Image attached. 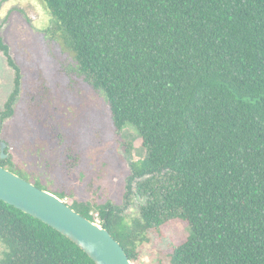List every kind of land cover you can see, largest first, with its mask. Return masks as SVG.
I'll return each mask as SVG.
<instances>
[{
	"label": "trees",
	"instance_id": "16d2710c",
	"mask_svg": "<svg viewBox=\"0 0 264 264\" xmlns=\"http://www.w3.org/2000/svg\"><path fill=\"white\" fill-rule=\"evenodd\" d=\"M42 1L115 129L132 125L145 149L129 161L123 204L98 207L130 261L148 233L163 237L186 221L167 262L154 264H264V0ZM0 49L15 72L1 127L21 72L1 38ZM10 162L0 158L12 170ZM133 194L145 202L127 225L121 213ZM67 204L93 220L86 204ZM0 239L1 264H95L2 200Z\"/></svg>",
	"mask_w": 264,
	"mask_h": 264
},
{
	"label": "rangeland",
	"instance_id": "374dc122",
	"mask_svg": "<svg viewBox=\"0 0 264 264\" xmlns=\"http://www.w3.org/2000/svg\"><path fill=\"white\" fill-rule=\"evenodd\" d=\"M0 38L21 72L13 115L0 127L8 167L62 193L69 204H86L91 215L108 202L121 206L129 161L145 156L136 129L130 124L120 132L115 129L104 95L78 72L42 0H0ZM14 75L0 49V111ZM144 202L133 194L121 221L130 225ZM187 232L186 221H178L163 237L148 233L150 241L138 244L132 263L167 262L172 245Z\"/></svg>",
	"mask_w": 264,
	"mask_h": 264
},
{
	"label": "water",
	"instance_id": "95a60500",
	"mask_svg": "<svg viewBox=\"0 0 264 264\" xmlns=\"http://www.w3.org/2000/svg\"><path fill=\"white\" fill-rule=\"evenodd\" d=\"M0 141V158L8 155ZM0 200L27 213L66 236L95 264H133L121 244L102 225L75 211L53 192L36 186L0 165ZM0 244H3L0 239ZM1 249V248H0ZM0 251V260L2 252ZM1 264V262H0Z\"/></svg>",
	"mask_w": 264,
	"mask_h": 264
},
{
	"label": "built area",
	"instance_id": "2783aa9c",
	"mask_svg": "<svg viewBox=\"0 0 264 264\" xmlns=\"http://www.w3.org/2000/svg\"><path fill=\"white\" fill-rule=\"evenodd\" d=\"M92 216H93L92 222L101 226L102 225V219H101L99 213L97 212V213L93 214Z\"/></svg>",
	"mask_w": 264,
	"mask_h": 264
},
{
	"label": "flooded vegetation",
	"instance_id": "af4514ba",
	"mask_svg": "<svg viewBox=\"0 0 264 264\" xmlns=\"http://www.w3.org/2000/svg\"><path fill=\"white\" fill-rule=\"evenodd\" d=\"M0 251L4 248V244H0Z\"/></svg>",
	"mask_w": 264,
	"mask_h": 264
}]
</instances>
